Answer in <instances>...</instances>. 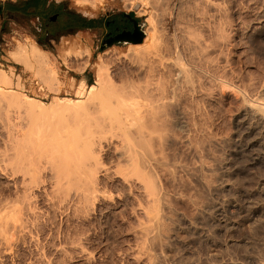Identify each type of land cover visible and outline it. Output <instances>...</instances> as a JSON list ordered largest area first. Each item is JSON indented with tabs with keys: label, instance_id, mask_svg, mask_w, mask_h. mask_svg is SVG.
<instances>
[{
	"label": "rangeland",
	"instance_id": "1",
	"mask_svg": "<svg viewBox=\"0 0 264 264\" xmlns=\"http://www.w3.org/2000/svg\"><path fill=\"white\" fill-rule=\"evenodd\" d=\"M12 1H16V0H12ZM58 1L64 2L71 10L76 11L78 13H81V14L89 17V18H93V19L102 18L104 23H105L106 19H111L113 17H116V16L120 15V13H122V12H128V13L129 12H135L137 16L142 17L145 20V24H146V35L144 36L141 44L145 42V38L148 36V30L147 29L150 26V23H148V22L151 18L150 16L153 15L155 20L153 17H152L153 19L152 18L151 19L156 21L157 23L160 21L161 24L159 23L158 26L160 28L163 27L162 28L163 30L161 29V32L164 31L163 32L164 35H163V33L160 32V35L162 34L161 37L162 36L165 37L167 35L165 37L166 41L168 40L166 42V44L168 43V45L171 44L173 46V44H175V40L177 43H179V45L182 44V45H180V47H182L183 49L180 48L178 51L173 49L170 52H169V50L166 51V54L169 52L168 56L166 55V57H168L171 61H174V60L176 61V56H178L180 54V56L181 57L183 56V58L185 59V60L182 59V62L184 64L187 65V63H189L190 65L189 64L188 65L190 67H193L196 65L198 67V65H199V67H198L199 71H201L204 74L207 71L206 69H208V70L211 69L209 71V73H208V71L206 72L205 78H203V79H206V81L208 83L210 82L209 87H211V82L213 83V81L215 80V75H220V77L222 76V78L227 76L224 78V80L228 81L227 83L229 86H231V85L232 86L230 88L227 85L230 90L226 86H225L226 89L224 87V89L220 90L221 88H219L217 85L214 84L216 86L215 87L212 84V87H214L213 89L217 91V92L214 91V94H213L212 87L209 89L208 83H207V87H208L207 89L209 90V94L206 91L207 95L204 94L202 99L199 101L198 108L201 109V107L202 108L205 106L208 107L209 110H206V107L201 109L202 111H204L208 114L207 115L208 117H206L207 119L205 118L206 121H205V119L199 121L200 124L199 123L194 124V123H191L189 121V123H188L189 126L187 127L188 124H186L185 118H182L181 115L178 114L179 113V107L176 106L177 107L176 110H175V106L172 107L171 114H173V115H170V117H168V118L171 119L170 121L173 123H170L167 126H168V128L171 126H172L171 128H174V126H175V129L180 130L182 133L179 131H177V132H178V134L180 133L179 135L181 138L176 133L175 129L170 128V131H168L169 129L167 130L166 129L167 126H165V130H166L165 132H167V134L163 130L164 127H162L163 133L161 132V129H160V135L163 137V139H165V136H163V135H166V138H167L168 133H173V137L170 136L171 134L168 135V137L170 139H172L171 140V141H173L172 143L169 139L164 140V144H165V142L167 144H172V147H170V145H168L171 150L165 144V146H166L165 151L167 153L171 152L169 154L172 155V153L174 152L172 157L174 156L176 158H182L183 160H184V157H186L185 158L186 160H184V161L187 162L188 164L190 163L191 164L190 166H194L197 163H191V162H193V159H195V160L197 158L200 159L201 155H202V158H205L207 155V157H209V158L208 159L205 158L206 160L204 159V161H205V163L207 162L206 164L211 163V165H212V166H210V165L204 164L202 169L199 166H197L199 168L194 173H193L194 170L191 171L189 169V172L191 171L190 174H188L189 173V172H187L188 170L183 171L184 169L182 170L181 168H178L176 170L177 175H174V177H173V179H176V180L172 179V181H171V174H169L170 181L168 180V182L169 183L171 182L172 184L171 183L169 184L168 182H166V188H168L170 186L169 187L170 190L167 189L169 192L168 197H169L170 192H171L170 199L167 198L170 201V204H169V201L166 202L167 199H165L163 201V202H165V204L161 201V203H158L159 206H158V204L157 205L154 204L155 206H153L152 202L150 203V201H148L146 199V196L143 194L144 189L139 191V189H142L139 186V184H137V183L135 184L132 181H128V182H126V184H125V182H124V184L122 183V181H124L125 179H124V177L123 178L121 177V173L115 174V171H111L112 169H116L114 167L119 164V162L117 163V161H114V159L117 160L114 157V154H110L112 152H115V154H116V150L113 151V149H115V147H113V148L110 147L109 149L105 150V154H107V155H105L103 152V154H104L103 159H104L105 164L108 167L106 165L105 166L103 165V166L105 168L107 167V171L108 170L109 171L106 172V170H105V173H104V171L101 172V178L102 179H100V181L98 182V185L102 191L97 188L98 186L96 184V188H97L96 191H100V192L98 193L95 191L99 195L95 194V196H98V198L95 196H92L93 197L92 201H90L91 198L88 201H85L84 198H82L83 196L81 194V190L80 189L78 190L77 185H76L77 189H74L75 188L74 184H69V186L71 185V187L74 186L73 189L67 188V190L69 189L71 191V192L68 191L69 195L67 194V190L65 189V187H67V185L64 186V190L62 189V190L58 191V189H60L63 185L62 186L57 185L58 189L54 187L53 183H58V181L56 179L57 177L55 175V177H56L55 178L53 176V174H50V171H51V173H54V171L50 169L51 167L49 168V166H48L46 168V164H43L44 168L42 169L43 165H41V168H40V169H42L41 170L42 173H41V171L39 172V176L42 175V177H41V179H40V177H38L39 179L37 178L38 179L37 181L40 180L41 182L40 181L36 182L38 186H36V183L35 184L33 183V185H35V188L33 187L32 192H31V196H32L31 199H32V203H33V205H31V207H32V210L34 212L29 211L30 213H28V215H26V217L28 216L27 218H29V219H27L28 226H27V228L24 229L25 232L20 231V233L17 232L16 234L13 235L12 234L13 231L8 229L7 226L5 225L6 219L3 220L0 218L1 220H3L5 222L4 223V222L0 221L1 222L0 224H4L3 226L0 225V228L2 226V228L4 230L8 229L7 230L8 232H5L6 230L3 232L2 228H1V230H2L1 233L3 232L5 234L4 235L5 237L6 236L9 237L7 239V237L5 238L0 233V264H246V263L254 264L255 262L253 263V260H251V259L253 256L257 255V251H252L253 249L250 245V241H251L250 238H251L252 232H251V228L248 227V226H250V225H248L250 223V221L248 222L247 220H250V217L253 215V212L251 213V208L249 209V207H250L249 202H250L251 198L254 196H255L254 199L261 198V197L264 198L263 197L264 191L260 192V190L256 186V183L259 180V178L261 179L263 177L262 180H264V174H263V176H261L262 175L261 174L260 175L261 177L260 176L257 177V175L254 174V172H255L254 170H256L255 168H257V166L258 167L261 165L263 166L262 162H260L259 164H255V162L257 160L258 161H264V158L262 157V155L264 156V154H262V153H264V148L262 149L263 150L262 151V150H260V147H258V146L254 147V144H257L256 143L257 140L258 141L261 140L260 143L264 140L262 139V136H261L262 134H258L259 132L256 133L255 128H254L255 127L254 123L256 121L255 112L253 113L252 112L253 110H250L251 108L246 106L247 105L246 103L244 105L243 95L240 93L243 92V94H244V91H243L244 89H242L244 87V86H242V85H244V83L246 85V83L248 82L247 83V85H248V84H250V82H252L258 86V88H256L257 86H255V90L253 89V87L247 86L249 88V89L247 88L248 92H247V90H245V91H246V93H249V91H250L251 93H249V94H253L255 91L260 89L261 84H264V77H262V76H264V0H215V1L209 0L208 2H206L207 0H203L206 3L205 2L203 3L200 1V3H202V4L199 3L200 6L198 5V7L192 2V0H164V2H163V0H147V1L142 0L143 2L141 0H99L100 3L98 2V0L97 1L94 0L93 2L95 4H97L96 8H93L91 4H86L84 6H81V5L77 4L75 2V0H58ZM90 2H92V0ZM215 2H217L216 3L217 5L219 4L218 6L215 5L216 7H214V4H213ZM210 3H211V6H210ZM166 4H167V7L169 4V8L165 7ZM192 4H194V5H192ZM208 4L210 7L208 6ZM202 5H203V7H202ZM204 6L206 7L205 9H207V7H209V9L206 11L209 13V15H208L209 17L212 16L210 18L208 17V20L206 18L207 16L206 17L203 16L205 14L206 15L208 14L205 11ZM194 7H196L195 9H197V10L199 7H202V8H199V10L202 9L201 10L202 12H199V10L195 11ZM211 7H213L215 10ZM219 7H221V8H219ZM222 8L226 12H223ZM153 9L154 10L156 9V10L154 11ZM167 9H169V10H167ZM164 10H165V12H164ZM192 10H194V11H192ZM209 10L213 14L217 10H218V12H216L217 14L215 13V15H213ZM160 11H162L163 14ZM177 11L179 13H176ZM219 11L222 12V17H220L221 13ZM165 13H167L168 15ZM183 13H185V14H183ZM203 13H205V14H203ZM173 14H177L178 17H180V18H177V15L176 16L174 15V17H175L174 18ZM194 14H196V15H194ZM184 15H185V17H184ZM193 15L198 16V17H192ZM200 15L202 16L201 18H200ZM162 16H165V18ZM213 16H214V18H213ZM148 18H149V20H147ZM181 18H182V20H181ZM184 18H187V20ZM196 18H197V20H196ZM198 18L202 19V20L200 21ZM205 18H206V20H205ZM217 18L220 19V21L222 20V22H220ZM174 19L176 20V22L174 21ZM214 20L215 21L217 20L216 21L217 23ZM197 21L199 23H202V24H200V26L202 25L201 27H203L204 31H207L206 30L207 27L211 30L210 31L207 28L208 31H210V32L207 31L208 35L206 34V32H203V30H200L202 28H200V26H198L199 23ZM206 21H208V22H206ZM213 21H214V23H213ZM41 22H42L41 19H36V18L32 19L29 22H25V23H20L18 21L7 22L3 26V29L0 31V72L2 71L4 73H6L8 76L10 75L9 77L12 80L11 84H7V82L6 83L3 82L4 83L3 84L1 81L2 84L0 83V88L3 89L4 93H5V91H7L6 92L7 94H9L8 91L10 90L9 95L14 94L12 92H15L16 94L22 93V94H18L20 99L17 96V98H18L17 101H19V102H16V100H15V99H17V98H15L16 94H14L13 97H11V96L9 97V95H8V97H5V95H7L5 93V95H4L5 98H4V97H2L4 93H1L2 96L0 97V99L3 98L2 102H4V100H5V103H7L6 107L3 106L5 108V110L3 112H2V110L4 108H2L0 110L2 113V114H0V200L2 198H4V200H1V202L3 201L2 202L3 207L7 206V205L11 206L14 203L13 201H15V198L18 196L17 194H19V188L17 185H20L19 182L21 180V176H20L21 173H18V171L17 172L15 171V169H14L15 166L13 165L15 163H12V162H14L13 159H14V155L16 153L15 152L16 150L14 149L15 148L14 145L17 143L12 138L13 137L15 138V136L20 131L25 132V130L28 129L26 126H30V125H28V123L31 124V122L35 118L34 117L35 115H33V117L31 116L34 113L33 108H32V110H30L29 105L27 104L28 105V107H27V105L24 103V106L26 105L25 108L27 107V110L29 109V111L31 113L33 112L31 114L30 112L26 111L24 106H20V103L23 104L22 100H21V95L25 94L24 96H28V97L33 98V100L31 99V101L34 103V100H36L35 104H37L40 101L39 103L43 104L46 107L51 106L53 103H55V101L57 99L61 100V102H63L62 100H64V102L68 101L69 103H75V101L76 102L83 101V99L90 93L89 91L92 90V87L94 86V84L96 82L95 71H94V68L92 67V62L96 61L98 58V55L102 52H105L106 50L116 48V49L120 50L121 53L122 52L126 53V51L128 50V48L130 46L129 45L128 47H123V48L113 46V47L106 48L104 51H101L102 48L100 47V45H101V40H102V37L104 35L105 29L100 27V29H96V30H91V31L82 30V31H78L76 33L64 35L63 37H60L59 41L56 40L52 46H48L50 48V49H48L46 46H43L38 42L39 30L41 29ZM190 22H192V23L197 22V24H195L196 25L195 26L193 23V25H194L193 26V25H191L192 23H190ZM218 22L221 23L220 27H223V28H221V30H219V31H221L220 34L221 33L223 34V35H221L222 38H224V36H225V39H223V40H221L222 38H219L220 34L218 37H217V35H215V36L213 35V34H217V33H215V32H217V30H216L217 28L220 29V27H219L220 23L218 24ZM187 23H188V27H187ZM206 23L208 24V26ZM211 23L214 25H210ZM215 23L217 25H215ZM174 24L175 25L177 24V26H175ZM182 24L185 25L186 28ZM162 25H164V26H162ZM190 26H193V28L195 27L196 34H195V32L193 33L194 30ZM211 26H214V27L210 28ZM166 27H167V29H166ZM189 27H190V29H189ZM215 27H216V29H214ZM160 28H159V31H160ZM182 28H183V30H181ZM168 29H169V31H168ZM177 29H178V31H177L178 33H175ZM184 29L187 31L185 32ZM188 29L190 30V32H188L189 31ZM165 30H166V32H165ZM198 30L200 32L202 31L203 33L201 32V34H203V35H201ZM212 30H214L215 32ZM222 30H225V31H222ZM167 31H168V33H167ZM180 31H181V33H180ZM197 31H198V33H197ZM223 32H225L227 34H224ZM182 33H184L186 36H189V37H186L185 35H184L185 36L184 37ZM209 33H211V34H209ZM169 35L171 38L173 36V38H172L173 40L170 37H168ZM179 35H180V37H179ZM196 35L197 36L199 35L198 36L199 38ZM204 35H207V36L205 37ZM190 36H192V37H190ZM202 36H204V37H202ZM211 36L213 38H211ZM164 37H162L164 39L163 40L164 43L161 42V39H160V45L158 44L159 46H161L162 43H163L162 45L165 44V38ZM181 37L186 38V39H183ZM180 38H181V40H180ZM195 38L200 39L201 41L203 40V42H205L206 48L208 47L207 42L209 43V41L211 40L210 42H212L213 45H215V47H217L216 44L218 45L219 49L221 50V51L219 50V52L221 54L218 52V48H214L216 51H213L214 49L213 50L211 49L212 51H210V52H213V53L216 52L217 55L214 54V56H213V53L211 55L208 54V56H210V57L213 56V57L211 58V61H209L210 63L209 62L205 63L204 60H206L205 59L206 57H199L201 55L203 56V52L201 50V52H198L199 54L193 53V54H196L195 59L198 58L199 60L197 59V61H201V62H199L201 64L192 63L190 61V59H191L190 53L192 54V51H191L192 49H190V48H192L191 40H193V39L195 40ZM207 38L208 39L210 38V39L208 40ZM218 38L220 40H218ZM169 39H171L173 41V43H169L170 42ZM187 39H191V40L188 41ZM213 39H215V41H212ZM65 40L70 42V43H68V42L66 43ZM194 40L192 41L193 43H194ZM216 40L222 41V43L216 42ZM182 41L185 43L183 44ZM187 41H188V44H186ZM18 43L19 44L24 43L25 45H30L31 43H34V44L38 45L44 52H46L52 58V60L55 62V64L58 67V70H59V78L61 80L60 81L61 85L59 87H58V84H55V82L53 80H50L51 78L48 79L45 71L42 70V68L40 71H44V73H41V72L38 73L37 71H39V70L36 69L37 71H35V69H34V71L36 73H38V74H36V73L34 74L33 70H28L26 67H24V65L22 63L17 62L16 58L14 59V57H13L14 55L11 53V51L12 52L15 51ZM212 43H210V45L208 44L210 46V48L214 47L213 45H212L213 47H211ZM183 45H185V47ZM186 46H187V48H186ZM188 47H190V48H188ZM210 48L208 47L206 53L209 52ZM87 49L90 50V56L88 54L84 53V51L86 52ZM185 49L187 50V52ZM188 49H190V51H188ZM79 50H82V52L84 54L81 51L79 52ZM180 50H181L182 54L179 53ZM182 50H184V51H182ZM177 52H178V55H176ZM78 53H79V55H78ZM187 53L189 54V58H186V56L188 57ZM200 53H202V54H200ZM193 54L191 55V57L193 56ZM218 54L221 56H219ZM133 55L134 54H131V56H133ZM116 56L111 54L109 58H116ZM217 56H219L220 58ZM134 57L136 58L137 56H134ZM134 57H130V58L122 57L121 59H118L117 62L116 61L114 62V60H113V62H112L113 64L112 63L109 64V66L111 65L110 66V73L112 74L111 76L115 80L116 85H118V86L120 84L126 85L125 82L128 81L126 77L130 76V74L133 72H134V74L139 72V67H140V63L138 61L139 58L136 60ZM210 57H208L206 61H208L210 59ZM214 57L217 58L218 61L216 59H213ZM201 59H203V60H201ZM188 60L190 62H188ZM83 61H84V64L86 63L85 66L83 64ZM216 61H217V64L215 66L212 65V63L215 64ZM220 61H222V62H220ZM202 62L205 63L203 65L207 66V68L205 66L204 67L201 66ZM137 63H139V64L137 65ZM133 64H135V65H133ZM192 64H194V65H192ZM219 65L221 66V68L223 70L221 68H217V67H219ZM209 66H213V67L210 68ZM197 67L196 68L193 67V70H196L195 72L197 74L198 73L200 74L201 72H198ZM214 67H215V70H213ZM218 69H221V71H219ZM86 70L89 71V85H87L86 82L78 83L76 80V76L74 75L75 73H84ZM40 73L43 74L44 76H42ZM127 74H128V76H127ZM204 74H203V76H204ZM212 74H214V75L210 76ZM223 74H225V76ZM45 76H46V78H45ZM206 77H209V78H206ZM250 77L253 78L255 81L253 82L252 81L253 79L251 80ZM228 78H229V80H228ZM45 79H47L49 82ZM181 79L183 80V77ZM181 79H180V81H182ZM208 79L209 80L211 79V80L209 81ZM260 79H262V80L260 81ZM135 80H137L139 82V83L137 82V84L139 85L141 80L140 79H139L140 81L138 79H135ZM231 80L232 81L234 80L233 81L234 83L231 82ZM257 80H259L260 82ZM242 81H243V83H242ZM245 81H247V82H245ZM62 82H64V84ZM215 82H216V80L214 81V83ZM235 82L237 84H240V85L236 84L237 87L234 86ZM135 83H136V81H135ZM53 84L55 85V87H53L54 86ZM141 84H143V80H142ZM240 86H242V88ZM232 87H234V90L236 88L237 89L234 91L232 89ZM238 87H240L242 90ZM251 88H252V90H251ZM218 89L220 90V92ZM211 90H212V92L210 93ZM224 90H225V92H224ZM221 92H222V94H221ZM238 93H239V95H238ZM219 94H221V96ZM217 96L223 97V98H219ZM12 98H13V100H15V102H14L15 104L12 102L14 105H12V103L10 105V101L12 100ZM217 98H219V100L223 99V100H221L222 102H220L219 100H216ZM6 99H9V101ZM172 99L169 101L170 102L174 101V102H172V104L173 103L177 104V102H175L177 100V98H174L175 100H172ZM205 99L207 101L206 105L204 104L206 102ZM214 102H216V103H214ZM5 103H4V105H5ZM17 103H19V105ZM87 103L89 104V101ZM91 103H92V101L90 100V104ZM219 103H220V105H219ZM8 104L10 105L9 107H8ZM208 104L210 106H213L214 104H216V105H214L211 109ZM197 105L196 104H194L193 106L189 105L188 108L191 106L190 109L196 110L195 108H197ZM11 106L12 107L18 106V107L15 109V108H12ZM91 106H90V108H91ZM217 106H218V109L215 108ZM219 106H221V107H219ZM9 108H10V111H12V112H9ZM219 108H221V109H219ZM6 109H7V111H6ZM17 109L18 110L20 109L19 112H17L18 111ZM177 109H178V111H177ZM34 110H35V114H36V107ZM216 111H217V114H216ZM173 112H175V116H174ZM209 112H212V113L214 112V113L212 114ZM241 112L244 114H242ZM245 112H247V113H245ZM17 113H18V115H16ZM24 113H25V115H24ZM72 113L75 114L76 112H74V111L70 112L71 115H72ZM7 114H9L10 116ZM20 114H22V115H20ZM28 114H31V115L29 116ZM220 114H221V116H220ZM251 114L252 115L254 114L253 115L254 117L251 116ZM27 115H28L29 119L32 118L31 122H29ZM218 115L220 117H218ZM239 115H241V118ZM209 116L210 117L213 116V117L210 119ZM215 116H217V118ZM237 116H239V117L237 118ZM178 117L180 120H185V121H180L178 119ZM17 118H18V120H16ZM19 118H20V120H19ZM25 118H27V119H25ZM9 120H11V121L9 122ZM178 120H179V124L176 125L174 122L178 121ZM210 120H213V123ZM215 120L217 122H215ZM202 121H204V122H202ZM183 122H185L184 123L185 125L182 124ZM201 122L204 123V126H206L207 128H205L204 126L202 127ZM205 124H207V125H205ZM13 125L16 127H14ZM210 125L213 127L210 128ZM20 126L21 127L25 126L24 129L25 128H27V129L23 130V127H22V130H16L18 128L21 129ZM183 126L186 129H184ZM30 127H32V126H30ZM193 127L195 130L197 129L196 132H198V133L196 136H194L196 133L194 132L195 130L193 129ZM180 128H182V129H180ZM183 129L185 131H183ZM202 129L204 130V133H203ZM29 130H31V129H29ZM186 130L187 131L192 130L191 131V132H193L192 135L190 134L191 133L190 131L187 132ZM208 130H209V132H207ZM210 130H211V132H210ZM215 130H216V133H214L215 137H213V134H212V136L210 134L215 132ZM12 131H13L14 135L11 134ZM17 131H19V132H17ZM174 131L176 134L174 133ZM205 133L207 135H205ZM186 134L190 135V136H187ZM217 134H218V136H217ZM11 135H13V136H11ZM24 135L25 134L20 135V136L23 138ZM176 135H178V137ZM9 136H10V138L8 139ZM183 136H184V138H183ZM191 136H193V137H191ZM201 136H202V138L207 137L206 138L207 142H205L206 139H204V141H203V139L200 138ZM210 136H211V139L208 138ZM189 137H190V140H191V138H193V139L199 138L198 142H200V143H202V141H203V143H205L204 148H205V146H207L205 148V150L202 149V146H201V145H203V143L200 145L197 142V140L195 141L192 139L190 141ZM217 137L219 138L218 142H216L218 140ZM177 139H179L180 142ZM182 139H185L186 141L185 140L182 141ZM187 140L190 141L192 143V145ZM208 140L212 141V142L210 143ZM168 141H169V143H168ZM192 141H194V142H192ZM183 142H184V144H186V142H188L187 143L188 146H185L183 144ZM193 143H194V146L196 147L197 152L194 151L195 147L193 146ZM206 143H209V145ZM217 143H218V145H217ZM212 144H215V145L213 146ZM189 146H191L192 148L190 147L191 148L190 149ZM209 146H211V147L209 148ZM12 147L15 151L12 149ZM213 147H215V148L217 147V148L215 149ZM174 148H176L177 150L176 149L174 150ZM186 149H189V151L184 152V150H186ZM206 149H208L209 152H207ZM210 149L215 151L216 154L211 153L212 154L211 155L210 152H213V151L212 150L210 151ZM179 152H181V153L184 152L188 156H186L184 153H182V155H184V157H183V156H181V154H179ZM202 152H204V153L202 154ZM206 152H207V154H206ZM5 153H6V155H5ZM196 153L200 156L198 157V155H196ZM11 154H12V156H11ZM175 154H177V156H175ZM213 154L216 155V157ZM204 155H205V157H203ZM218 155L221 156L222 159ZM112 156L114 157V159ZM194 156L196 158H194ZM212 156L214 158H216V159L218 158V159L217 160L215 159L214 160L215 162H214L212 160V159H214ZM187 157H189L188 159L191 162L187 161ZM237 157H239V158H237ZM235 158H236V160H235ZM241 158H242V160H241ZM199 159H197V161H199ZM246 159H248V160H246ZM195 160H194V162H197ZM243 160H244V163L242 164ZM107 161H108V163H107ZM245 161H247L249 164L246 163ZM109 162H111V163H109ZM112 162L114 164H112ZM246 164H247V166H246ZM11 165H12V167H10ZM123 165H125V164L124 163L121 164V166H123ZM121 166H119L120 169H121ZM248 166H249V168H248ZM250 166H252V167H250ZM110 167H111V169H110ZM116 167H118V166H116ZM203 168L205 169V171H207L208 169L209 170L204 173ZM120 169L118 170V168H117L116 172H117V170L121 171ZM214 169H216V170H214ZM44 170H46V171H44ZM263 170H264V166H263ZM44 172H45V175H43ZM201 172H203V173H201ZM208 172L210 175L207 174ZM249 172L252 175L253 174L255 175V180H253L254 178L252 177V175L249 174ZM262 172L264 173V171H262ZM102 173H104L105 175ZM107 173H109V174H107ZM113 173L115 174V176ZM178 173H179V175H178ZM186 173H187V175H185ZM197 173H199L200 175ZM54 174H56V172ZM110 174H112L114 177ZM181 174H184V175H181ZM201 174L202 175L204 174L205 176L204 175L201 176ZM244 174L249 176V177H247V176H245L246 178L243 177ZM47 175H49V176H47ZM188 175H191V176L193 175V176L191 177ZM43 176H44V178H43ZM111 176H112V178H111ZM117 176L118 177L120 176L122 179L120 177L118 178ZM176 176H181V178L177 177L178 179L180 178L178 180L176 178ZM183 176L185 178H183ZM206 176H208V177L206 178ZM240 176L242 177V179L244 181L241 179ZM104 177H109V180H108V178L106 180V178H104ZM115 177H117L118 179H116ZM186 177H188V178H186ZM197 177H199V178L197 179ZM203 177L206 178V180ZM210 177H212V178H210ZM7 178L9 181L12 179L11 181H13V183L11 181L10 182L7 181ZM191 178H193L194 180H191ZM236 178L238 180L240 179L241 181L240 180L237 181ZM256 178H258V179H256ZM54 179H55V181H54ZM181 179H182V181H181ZM185 179L186 180L190 179V181L188 180L185 182ZM208 179L209 180L211 179V181H208ZM42 180H44V181H42ZM197 180H199V181H197ZM213 180H214V182H213ZM16 181L17 182L19 181L18 184ZM50 181L53 183H50ZM173 181H176V182H173ZM183 181L185 182V184ZM194 181L197 184H195ZM206 181L208 183H206ZM236 181L238 183L239 182L240 183L236 184L237 183ZM102 182H103V184H101ZM131 182L134 184L133 185L134 188H132L133 186H132ZM187 182H191L190 185ZM249 182H250V184L252 183L253 185L247 184ZM14 183L16 184V186ZM174 183H176L177 186H175ZM179 183L182 185H179ZM129 184L131 185V191H134L136 188V190L134 192H129L130 190L127 189L130 186ZM240 184L241 185L243 184V185L241 186ZM122 185H126L127 188L125 186H122ZM171 185H173L175 187L179 186L180 188L179 187L178 188L180 191L178 190V188L174 187L175 191L172 192L174 189H172L173 187ZM186 185L188 188L186 187ZM192 185H194L195 188L192 187ZM208 185H210V186H208ZM249 185L251 187L253 186L254 189H253V187L251 188ZM135 186H137V187H135ZM181 186L183 187V189L181 188ZM16 187H17V190H16ZM51 188H53L55 190L56 194L54 193V190ZM83 188L84 187H82V189ZM126 189L128 190V192H125V194H124V191H126ZM129 189H130V187H129ZM184 189H186L187 191H185ZM249 189L251 191H249ZM74 190H75V192H74ZM76 190H78V191H76ZM120 190H124V191H120ZM181 190H182V192H181ZM33 191H34V193H33ZM60 191L61 192L66 191V195H65V193L64 194L60 193ZM79 191H80V195H79ZM104 191H107V195H109V196H107ZM108 191L111 193H109ZM119 191H120V193H119ZM137 191H139V193ZM50 192H52V194ZM102 192H103V194H101ZM140 192H142V193L140 194ZM190 192H192V194ZM251 192H253V193H251ZM75 193H76V195H75ZM127 193H128V195H127ZM131 193H134L135 195L131 194ZM172 193H174L175 195L177 193V195L175 196ZM57 194H60V196L58 197ZM112 194L114 195V197ZM142 194L144 195L143 198H141ZM180 194H181V196H180ZM55 195H57V198H55L56 197ZM61 195H62V197H61ZM64 195H65V197H63ZM77 195H79L78 198L80 200H78ZM104 195H106V196H104ZM131 195L134 198L136 197L135 199L139 200L140 202L135 201V199ZM138 195H140V199H139V197L137 198ZM66 196L67 197L69 196V198H67ZM191 196L192 197L194 196L193 200H192ZM247 196H250V197H247ZM70 197H72V198L70 199ZM190 197H191V199H190ZM197 197H199V198H197ZM62 198H63V200H62ZM94 198H95V200H94ZM96 198H97V200H96ZM131 198H133V199H131ZM144 198L146 199V201ZM177 198H179V199H177ZM240 198H241V200H240ZM59 200L62 202L61 204H60ZM81 200H84L82 202H84L85 205L82 204ZM141 200L143 203H141ZM9 201L12 202L11 205H10ZM89 201L91 202L90 205H89ZM96 201H97V205H96ZM98 201H100V202H98ZM134 201H135V203H134L135 205L131 204ZM239 201H241V202L239 203ZM93 202L95 204H93ZM197 202H198V205H197ZM262 202H259L258 204L256 203V205H255V209H256L255 210L256 211L255 216L259 217V218L263 217V219L262 218L259 219V220H261V222H259V223H261V226L264 225V223H263L264 222V211H263L264 205L262 206V204H263ZM79 203H80V205L82 204V206H79L78 205ZM137 203L138 204L140 203L142 205L138 206ZM241 203H242V205H241ZM260 203H261V205H260ZM143 204L147 205V207H146V205H145V207L148 208L149 211L147 210V212H146L145 208L143 210V207H142V206H144ZM166 204H168V205H166ZM171 204H172V206H171ZM1 205L2 204L0 203V208H2ZM91 205H94L96 209H94V206H91ZM131 205H133V206L131 207ZM169 205H170V208L166 207ZM238 205H240V206H238ZM83 206H84L85 210L83 209ZM137 206L139 207V209L136 208ZM156 206H158V209L161 208V210H162V207L163 208L165 207V209L169 213L166 212L165 209H163L164 210L163 212L160 210V212L162 214H160L159 210H158V213H159L158 214L156 212L157 209L154 210V208ZM176 206H177V208H176ZM242 206H245V207L242 208ZM256 206H258L259 208ZM81 207H82V209H81ZM133 207L135 208V210ZM171 207H173V208H171ZM247 207H248V209H247ZM87 209L89 210L90 214L87 212L88 211ZM151 209H152V211L154 210V212L151 213L150 212ZM241 209H242V212L240 211ZM244 209H247V210H244ZM257 209H259L260 211ZM133 210H134V212H133ZM140 210L145 211V212L143 213ZM0 211H3V208L0 209ZM79 211H81V212H79ZM138 211H140L141 213ZM148 212L151 213V215H153V217L154 216L155 217L154 218L151 217V215ZM164 212H165V214H164ZM134 213H136L137 215H135ZM156 213L158 214V216H160V215L166 216V217H164V216L162 217V219L164 218L163 219L164 221H166V218H167V221H166L167 223H165L161 219V222H164L162 224L160 223L161 228H159L160 225L157 224V220H156L157 217L155 215ZM167 213H168V216H167ZM246 213L249 215L247 216ZM141 214H144L145 216L143 217V215H141ZM239 214H240V217H239ZM243 214H244V217H243ZM138 217L139 218L141 217L142 220H141V218L139 220ZM148 217H150V219H148V221H147ZM144 218H146V220ZM152 219L154 220L153 223H152ZM238 219L240 221H238ZM149 220L151 223L149 222ZM155 220H156V224H155ZM243 220H244V222H243ZM147 222H149L152 225L151 226L152 230H153V228L155 230L157 228L156 226H159L158 228L160 229L159 231L162 232V233H160L162 235L161 236L159 235L158 229H156L155 232L150 230L151 229L149 226L150 224ZM240 222H242L243 224ZM145 224L148 225V228H149L148 232H146L147 227ZM142 225H143V228H141ZM153 225H154V227H153ZM163 225H165V226L162 228ZM242 225H244V226L247 225V226L244 227ZM5 226H6V228H5ZM137 226L139 228H141L142 230L141 229H140L141 231H139V229L136 230L138 228ZM144 226H145V228H144ZM167 226H168V228H167ZM239 228L242 229L243 231H241ZM143 229H144V231H143ZM162 229H163V231H161ZM166 229L167 230L169 229L168 230L169 233L166 231ZM10 232H12L11 234L13 236L10 234ZM139 232H143V234L139 233ZM149 232L150 233L152 232L151 235L153 237H151ZM6 233H7V235H6ZM155 233H156V235H155ZM157 233H158V237L159 236L161 237V238L159 237V240L157 239L158 238ZM167 233H168V235H167ZM8 234H9V236H8ZM140 234L143 236H144V234H146L144 236L145 238L142 237V240L139 239V238H141ZM163 234L164 235L166 234L165 239H163L164 237L162 238V236H164ZM169 234H170V236H169ZM247 234H250V235H247ZM137 235H139V236H137ZM261 235H262V233L259 236H261ZM155 236H156V238H155ZM148 237H150V241H149ZM4 238H5V241H4ZM153 238H155V240ZM146 239H148V240H146ZM156 240H158V241H156ZM248 240H250V241H248ZM160 241H161L160 244H162V245L159 244L160 245L159 246L157 242H160ZM239 241H240V243H239ZM155 242H156V244L153 245V243H155ZM247 242H249V243H247ZM138 243H139V245H138ZM142 243H144V245ZM248 244L250 247H248ZM140 245L142 247L145 246L146 248H144V249L147 252ZM147 246H148V248H147ZM139 248L140 249L142 248V249L140 250ZM250 248H251V250H250ZM149 249H151V250H149ZM138 250L140 251V253L138 252ZM249 250L251 251L250 254H249ZM263 251L264 250H262L261 252H263ZM252 252L256 253V254L252 255L253 254ZM151 254H153V256ZM139 255H140V257H139ZM152 260H153V262H152ZM248 260H249V262H248Z\"/></svg>",
	"mask_w": 264,
	"mask_h": 264
},
{
	"label": "bare ground",
	"instance_id": "2",
	"mask_svg": "<svg viewBox=\"0 0 264 264\" xmlns=\"http://www.w3.org/2000/svg\"><path fill=\"white\" fill-rule=\"evenodd\" d=\"M91 1V0H90ZM89 0H75V2L77 3V4H79V5H81V6H84V5H86V4H91L92 5V7L93 8H96L97 7V4H95L93 1L94 0H92V2H90ZM97 1V0H96ZM142 1V0H141ZM147 1V0H146ZM200 1L201 2H205V1H203V0H192V2L198 7V5H199V3H200ZM209 0H207L206 2H208ZM215 1V0H214ZM98 2L100 3V1L98 0ZM103 2V1H102ZM143 2V1H142ZM163 2H164V0H163ZM205 2V3H206ZM213 2V1H212ZM211 2V3H212ZM223 2V1H222ZM132 3V2H131ZM149 3V2H148ZM188 3V2H187ZM211 3H210V6H211ZM217 2H215V3H213L214 4V7H216L215 5H217L216 4ZM147 4V3H146ZM194 4H192V5H194ZM200 4H202V3H200ZM223 4V3H222ZM165 5V4H164ZM188 5V4H187ZM219 5V4H218ZM217 5V6H218ZM200 6V5H199ZM208 6H209V4H208ZM209 6V7H210ZM222 6V5H221ZM226 6V5H225ZM91 7V6H90ZM155 7V6H154ZM158 7V6H157ZM166 8H169V4H168V7H167V4H166V6H165ZM202 7H203V5H202ZM202 7H199V8H202ZM209 7H207V9H205L206 7L204 6V9H205V11L206 10H208L209 9ZM165 8V9H166ZM173 8V7H172ZM178 8V7H177ZM189 8V7H188ZM187 8V9H188ZM196 7H194V9H195ZM199 8H198V10H199ZM211 8H213V7H211ZM219 8H221V7H219ZM224 8V7H223ZM222 8V9H223ZM161 9V8H160ZM203 9V10H204ZM214 9V8H213ZM217 9V8H216ZM221 9V10H222ZM229 9V8H228ZM154 10V9H153ZM156 10V9H155ZM154 10V11H155ZM167 10H169V9H167ZM172 10V9H171ZM178 10V9H177ZM180 10V9H179ZM197 9H195V11H196ZM197 10V11H198ZM202 10V9H201ZM201 10H199V12H202ZM215 10V9H214ZM181 11V10H180ZM192 11H194V10H192ZM210 11V10H209ZM161 13H162V11H160ZM164 12H165V10H164ZM172 12V11H171ZM198 12V13H199ZM207 12V11H206ZM205 12V13H206ZM211 12V11H210ZM216 12H218V10L216 11ZM216 12H214V14L213 15H215V13ZM220 12V11H219ZM223 12H226V11H224V9H223ZM176 13H179L178 11L176 12ZM196 13V12H195ZM197 13V14H198ZM205 13H203V14H205ZM208 13V12H207ZM221 13V15H220V17H222V12H220ZM219 13V14H220ZM163 14V13H162ZM165 14H167V13H165ZM164 14V15H165ZM183 14H185V13H183ZM202 14V13H201ZM217 14V13H216ZM224 14V13H223ZM152 15V14H151ZM168 15V14H167ZM174 15L176 16L177 14H173V17H174ZM194 15H196V14H194ZM192 16V17H198V16ZM209 15V13L206 15H203V16H207L206 18H207V20H208V16ZM211 15V14H210ZM225 15V14H224ZM157 16V15H156ZM226 16V15H225ZM151 18L153 17L154 18V16L152 15V16H150ZM149 17V18H150ZM162 17H164L165 18V16H162ZM184 17H185V15H184ZM189 17V16H188ZM202 16L200 15V18H201ZM210 17H212V16H210ZM209 17V18H210ZM229 17V16H228ZM149 18L147 19V20H149ZM150 18V20H149V22L148 23H150V26H149V28L147 29L148 30V36L145 38V42L144 43H140V44H130V46H129V48H128V50L126 51V53H121L120 52V50H118V49H116V48H113V49H109V50H106L105 52H102V53H100L99 55H98V58H97V60L96 61H94V62H92V67L94 68V71H95V77H96V82H95V84H94V86L92 87V90L91 91H89L90 93L83 99V101H80L79 99V101L80 102H76L75 101V103H69L68 101H66V102H64V100H62L63 102H61V100H56L55 101V103H53L51 106H44L43 104H41V103H37V104H35V101L36 100H34V103L31 101V99L33 100V98H31V97H28V96H24L25 94H23V95H21V100H22V103L23 104H21L20 103V106H24V103L27 105H29V109L30 110H32V108H33V114L29 111V109L27 110V107H28V105H27V107L25 108V106H24V108L26 109V111H28V112H30L31 114H28L29 116L31 115L32 117H33V115H35L34 117V119H33V123L31 122V119H29V117H28V115H27V118L29 119V122H31V124H29L28 123V125H30V126H32V127H30V126H26L27 128H25V129H27V130H25L24 129V127H23V130H25V132L24 131H17V132H19L16 136H15V138L13 137L12 139H14L15 140V142H17L14 146H15V150L13 149V147H12V149L16 152L15 153V155H14V159H13V161L14 162H12V163H15V164H13L14 166H15V171L17 172L18 171V173H21L20 174V176H21V180H20V185H17L18 186V188H19V194H17L18 196L15 198V201H13L14 203L12 204V202H10V205L11 206H9V205H7V206H4L3 207V201L1 202V200H4V198H2L1 200H0V203L2 204L1 205V207L3 208V211H0L1 213H0V218L1 219H3V220H5V222L3 221V220H1L0 219V221H2V222H4L5 223V225L7 226V228L8 229H10V230H12L13 231V233L12 232H10V234L12 233L13 235L14 234H16L17 232H19L20 233V231L21 232H25V228H27V226H28V224H27V219H29V218H27L26 217V215H28V213H30L29 211H33L32 210V207H31V205H33V203H32V196H31V192H32V188L34 187L35 188V185H33V183L35 184L36 182H39V181H37L39 178L38 177H40V179H41V177H42V175H40L39 176V172L44 168V165L43 164H46V168L49 166V168L51 169V170H53L54 171V173L56 172V174H54V173H51V171H50V174H53V176L55 177V175H56V179H57V181H58V183H53V182H51L50 181V183H53V185H54V187L55 188H57L58 186L57 185H59V186H62L60 189H58V191L59 190H64V186L65 185H67V187H65V189L67 190V188H72L73 189V187L75 186V188L74 189H77V187H78V190L80 189L81 190V194H82V198H84V200L85 201H88L90 198H91V200L90 201H92V196H95V194L96 195H99V194H97L96 192H100V191H96V189L98 188V189H100L99 188V185H98V182L100 181V179H102L101 178V172L102 171H104V173H105V170H106V172H108L107 171V165L105 164V162H104V157H103V155L105 154V150H107V149H109L110 147H115V149H113V151L114 150H116V154H115V152H112V153H110V154H114V157L117 159V160H115L114 159V157H113V159H114V161H117V163L119 162V164L118 165H116V166H118V167H114V168H118V170L120 169V167L119 166H121V164H125V165H123V166H121V171H118L117 170V172H116V169H112L111 171H115V174L116 173H118V174H120L121 173V177L123 178L124 177V181H122V183L124 184V182H125V184H126V182H128V181H132L133 183H137V184H139V186L142 188V189H139V191L140 190H143L144 189V195L146 196V199L148 200V201H150V203L152 202V204H153V206H155V205H157L158 203H161V201L163 202L165 199H170V195H171V192H170V195H169V197H168V194H169V192H168V190L167 189H169V187L168 188H166V182H168V180L170 181V176H169V174H171V181H172V179H173V177H174V175H177L176 174V170L178 169V168H181L183 171H185V170H188L187 172H189V169L192 171V170H194L193 171V173L194 172H196V170H198V168L200 167L201 169H202V167L204 166V164H206L205 163V161H204V159L205 158H209V157H207V155H206V157H205V155L203 156V157H205V158H202V155H201V157H200V159L199 158H197V159H199V161H197V159L195 160V159H193V162H191V161H189V157H187V161L188 162H191V163H197V164H195L194 166H190L191 164L189 163H187V162H185L184 160H186L185 158L186 157H184V155H182V153H184L185 151H189V149H186V150H184V152H179V154H181V156H183L184 157V160L182 159V158H176V157H172V155L174 154V152L172 153V155L171 154H169V153H171V152H166L165 150H166V146H165V144L168 146V145H170V147H172V144H167L166 142H165V144H164V140L165 139H169L170 141L172 140V139H170L169 137H168V135L169 134H171L170 136H172L173 137V133H168V135H167V138H166V135H163V136H165V139H163V137L160 135V129H161V132H162V127H164L163 128V130H164V132L166 131L165 130V126H167V125H169L170 123H173V122H171L170 120L171 119H169L168 117H170V115H173V114H171V112H172V107H174L175 106V110H176V106H178L179 107V113L178 114H180L181 115V117L182 118H185V120H186V124H188L189 123V121L191 122V123H199V121H201V120H203V119H205L206 117H208L207 115V113L206 112H204V111H202L201 109H203V108H205L206 106V103H207V101H206V99H205V107H201V109L200 108H198V106H199V101L202 99V97L204 96V94H206L207 95V92H208V94H209V90L207 89L209 86H210V82L208 83L207 81H206V79H203V78H205V74H206V72L208 71V73H209V71L211 70V69H206L207 68V66H205V65H203V64H205L206 62L208 63L209 61H211V58L214 56V54H216L217 55V53L215 52V53H213V52H210V51H212L214 48H218V52H219V47H218V45L216 44V46L217 47H215V45H213V43L212 42H210L209 41V43L207 42V46L210 48V43H212L211 44V47H213V48H210V50H209V52L208 53H206L207 52V49H208V47L206 48V46H205V42H203V40L201 41L200 39H196L195 38V40H194V43L192 42L193 40H191V39H187L188 41L189 40H191V46H192V48H190V47H188V48H190V49H192L191 51H192V54L193 53H198V52H201V50H202V52H203V56L201 55V56H199V57H206L205 59L207 60V58L208 57H210V56H208V54H212L213 53V56H211L210 57V59L208 60V61H206V60H204L205 61V63L204 62H202V65L201 66H205L206 68V72H205V74L204 73H202L201 71H199V69H198V67H199V65H198V67H197V65L196 66H193V67H197V70H198V72H201L200 74L198 73H196L195 71L196 70H193V67H190L189 65V63H187V65L186 64H184L183 62H182V59H184L183 58V56L181 57L180 56V54L178 55V52H177V54L176 55H178V56H176V61L174 60V61H171L168 57H166V55L168 56V54H169V52L171 51V50H173V49H175V50H179L180 48H182V47H180V45H182V44H180L179 45V43H177L176 42V40H175V44H173V46L171 45V44H169L168 45V43L166 44V42L168 41H166V36L164 37V36H162V37H164L165 38V44L164 45H162L164 42H163V38L161 37V35H160V32H161V29L163 28H160L159 26H158V24L160 23V21L157 23L156 21H154L155 20V18H154V20H152ZM167 18V17H166ZM175 18V17H174ZM177 18H180V17H178V15H177ZM176 18V19H177ZM206 18H205V20H206ZM213 18H214V16H213ZM234 18V17H233ZM184 19H186L187 20V18H184ZM195 19V18H194ZM193 19V20H194ZM199 19V18H198ZM218 19V18H217ZM163 20V19H162ZM167 20V19H166ZM181 20H182V18H181ZM191 20V19H190ZM196 20H197V18H196ZM200 21L202 20V19H199ZM204 20V21H205ZM212 20V19H211ZM210 20V21H211ZM219 21H220V19H218ZM224 20V19H223ZM174 21L176 22V20L174 19ZM215 21V20H214ZM214 21H213V23H214ZM217 21V20H216ZM215 21V22H216ZM162 22V21H161ZM181 22V21H180ZM198 22V21H197ZM197 22H193L194 23V25L195 24H197ZM206 22H208V21H206ZM220 22H222V20L220 21ZM220 22H218V24L220 23ZM246 22V21H245ZM163 23V22H162ZM178 23V22H177ZM190 23H192V22H190ZM193 23L191 24V25H193ZM199 23V22H198ZM217 23V22H216ZM215 23V25H217ZM224 23V22H223ZM222 23V24H223ZM161 24V23H160ZM166 24V23H165ZM200 24H202V23H199V25L198 26H200ZM207 24V23H206ZM205 24V25H206ZM175 25V24H174ZM181 25V24H180ZM183 25V24H182ZM193 25V26H194ZM204 25V26H205ZM210 25H214V24H210ZM162 26H164V25H162ZM166 26V25H165ZM175 26H177V24L175 25ZM183 26H185V25H183ZM193 26H190V27H192V29L194 30L193 31V33L195 32V27L193 28ZM196 26V25H195ZM197 26V27H198ZM202 26V25H201ZM200 26V28H202V29H200V30H203V27H201ZM207 26H208V24H207ZM221 26V23H220V25H219V27ZM223 26V25H222ZM225 26V25H224ZM228 26V25H227ZM169 27V26H168ZM181 27V26H180ZM187 27H188V23H187ZM190 27H189V29H190ZM196 27V28H197ZM206 27V26H205ZM212 27H214V26H211L210 28H212ZM217 27V26H216ZM216 27L214 28V29H216ZM159 28H160V31H159ZM185 28H186V26H185ZM208 28V27H207ZM206 28V30L208 31V29ZM221 28H223V27H220V29H216L217 30V32H215L214 30H212V31H214L215 33H217V34H213L214 36L215 35H217V37L219 36V34H220V32L221 31H219V30H221ZM226 28V27H225ZM224 28V29H225ZM166 29H167V27H166ZM188 29V30H189ZM199 29V28H198ZM205 29V28H204ZM163 30V29H162ZM181 30H183V28L181 29ZM185 30V29H184ZM210 30V29H209ZM168 31H169V29H168ZM168 31H167V33H168ZM178 31V29L176 30V32L175 33H178L177 32ZM187 30H185V32H186ZM199 31V30H198ZM198 31H197V33H198ZM204 31L203 30V32H206V34L208 33V32H210V31ZM222 31H225V30H222ZM164 31H162L161 33H163ZM165 32H166V30H165ZM183 32V31H182ZM184 32V33H185ZM188 32H190V30L188 31ZM192 32V31H191ZM200 32V31H199ZM202 32V31H201ZM201 32H200V34H201ZM202 32V33H203ZM213 32V33H214ZM227 32V31H226ZM171 33V32H170ZM174 33V34H175ZM180 33H181V31H180ZM179 33V34H180ZM184 33H182L183 34V36L185 35ZM212 33V32H211ZM211 33H209V34H211ZM224 34H227V33H225V32H223ZM172 34V33H171ZM189 34V33H188ZM192 34V33H191ZM190 34V35H191ZM195 34H196V32H195ZM194 34V35H195ZM163 35H164V33H163ZM181 35V34H180ZM180 35H179V37H180ZM193 35V34H192ZM201 35H203V34H201ZM208 35V34H207ZM207 35H204L205 37L207 36ZM212 35V36H213ZM221 35H223L222 33L220 34V37L219 38H222V36ZM178 36V35H177ZM182 36V35H181ZM186 36V35H185ZM184 36V37H185ZM197 36V35H196ZM199 36V35H198ZM197 36V37H198ZM204 36H202V37H204ZM210 36V35H209ZM211 36V38H213ZM168 37H170V35L168 36ZM167 37V38H168ZM175 37V36H174ZM178 37V38H179ZM186 37H189V36H186ZM190 37H192V36H190ZM230 37V36H229ZM171 38V37H170ZM172 38H173V36H172ZM171 38V39H172ZM176 38V37H175ZM174 38V39H175ZM177 38V39H178ZM181 38H183V37H181ZM181 38H180V40H181ZM199 38V37H198ZM218 38V40H220ZM31 39V38H30ZM160 39H161V42H163L162 44H161V46H159L160 45ZM171 39H169L170 40V42L169 43H173V39L171 40ZM183 39H186V38H183ZM182 39V40H183ZM202 39V38H201ZM205 39V38H204ZM208 39V38H207ZM210 39V38H209ZM208 39V40H209ZM217 39V38H216ZM223 39H225V36H224V38H222L221 40H223ZM259 39V38H258ZM179 40V41H180ZM66 41V40H65ZM186 41V40H185ZM188 41H187V43L186 44H188ZM212 41H215V39H213ZM31 42V41H30ZM68 41H66V43H67ZM76 42V41H75ZM183 42V41H182ZM216 42H221L222 43V41H217L216 40ZM215 42V43H216ZM65 43V42H64ZM68 43H70V42H68ZM185 42H183V44H184ZM214 43V44H215ZM73 44V43H72ZM159 44V45H158ZM185 44V45H186ZM189 44V45H190ZM209 44V45H208ZM219 44V43H218ZM248 44V43H247ZM66 45V44H65ZM185 45H183L184 47H185ZM213 45V46H212ZM221 45V44H220ZM16 46V45H15ZM188 46V45H187ZM187 46H186V48H187ZM221 47V46H220ZM225 47V46H224ZM223 48V47H222ZM228 48V47H227ZM183 49V48H182ZM190 49H188V51H190ZM212 49V50H211ZM85 50V49H84ZM83 50V51H84ZM169 50V52L166 54V51H168ZM186 50V49H185ZM200 50V51H199ZM224 50V49H223ZM82 52V50H79V52ZM182 51H184V50H182ZM213 51H216L215 49L213 50ZM221 51V50H220ZM173 52V51H172ZM171 52V53H172ZM186 52H187V50H186ZM185 52V53H186ZM10 53V52H9ZM11 53L14 55H12L13 57H14V59L16 58V60H17V62H19V63H22L23 65H24V67H26L28 70H33L34 71V69H35V71H37V70H39V71H37L38 73L39 72H41V73H44V71H45V73H46V76L48 77V79H50V80H53L54 82H55V84H58V87L61 85V80H60V78H59V70H58V67H57V65L55 64V62L52 60V58L46 53V52H44L38 45H36V44H34V43H31L30 45H25L24 43H18V45L16 46V49H15V51H11ZM77 53V52H76ZM83 53V52H82ZM84 53L85 54H88L89 56H90V50L89 49H87L86 50V52L84 51ZM83 53V54H84ZM170 53V54H171ZM179 53H181L182 54V52H181V50H180V52ZM184 53V54H185ZM220 53V52H219ZM69 54V53H68ZM81 54V53H80ZM111 54H113V55H117L116 56V58H109L110 57V55ZM131 54H134L133 56H131ZM173 54V53H172ZM183 54V55H184ZM191 53H190V61L192 62V63H194V64H198L199 62H201V61H197V59H195V55L196 54H193V56L191 57V55H192ZM199 54V53H198ZM200 54H202V53H200ZM221 54V53H220ZM70 55V54H69ZM76 55V54H75ZM78 55H79V53H78ZM77 55V56H78ZM87 55V56H88ZM187 55H188V57L186 56V58H189V54L187 53ZM215 55V56H216ZM219 55V54H218ZM11 56V57H12ZM76 56V57H77ZM134 56H137L136 58L134 57ZM170 56V55H169ZM208 56V57H207ZM219 56H221V55H219ZM219 56H217V57H219ZM12 57V58H13ZM81 57V56H80ZM108 57V58H107ZM122 57H125V58H130V57H134L136 60L139 58V63H140V67H139V72L138 73H136V74H134V72L133 73H131L130 74V76H128V74H127V76L128 77H126L127 78V82H125L126 83V85L125 84H120L119 86L118 85H116V82H115V80L113 79V77L111 76L112 74L110 73V66H109V64L110 63H112L113 62V60H114V62L116 61L117 62V60L118 59H121ZM230 57V56H229ZM220 58V57H219ZM84 59V58H83ZM86 59V58H85ZM112 59V60H111ZM213 59H216L217 60V58H213ZM228 59V58H227ZM123 60V59H122ZM185 60V59H184ZM199 60V59H198ZM201 60H203V59H201ZM223 60V59H222ZM121 61V60H120ZM189 60H188V62H190ZM213 61V60H212ZM218 61V60H217ZM217 61L215 62V64H213L212 62V65H216L217 64ZM89 62V61H88ZM132 62V61H131ZM136 62V61H135ZM220 62H222V61H220ZM219 62V63H220ZM139 63H137V65L139 64ZM210 63V62H209ZM218 63V64H219ZM83 64H84V61H83ZM86 64V63H85ZM85 64H84V66H85ZM88 64V63H87ZM113 64V63H112ZM189 64V65H188ZM194 64H192V65H194ZM199 64H201V63H199ZM123 65V64H122ZM133 65H135V64H133ZM207 65V64H206ZM211 65V64H210ZM222 65V64H221ZM138 67V66H137ZM202 67V68H203ZM210 68H212L213 66H209ZM208 67V68H209ZM11 68V67H10ZM41 68H42V70H44V71H40L41 70ZM130 68V67H129ZM194 68V69H195ZM217 68H221V66L219 65V67H217ZM216 68V69H217ZM37 69V70H36ZM125 69V68H124ZM222 69V68H221ZM221 69H218L219 71H221ZM225 69V68H224ZM203 70V69H202ZM213 70H215V67H214V69ZM212 70V71H213ZM217 70V71H218ZM223 70V69H222ZM34 71V74L36 73ZM138 71V70H137ZM216 71V72H217ZM215 72V73H216ZM38 73H36V74H38ZM40 73V74H41ZM207 73V74H208ZM214 73V74H215ZM203 74H204V76H203ZM214 74H212V75H210V76H213ZM219 74V73H218ZM42 76H44L43 74H41ZM209 75V74H208ZM224 76H225V74H223ZM10 76V75H9ZM6 73H4V72H0V83H1V81H2V83L4 82V83H6L7 82V84H11L12 83V80L10 79V77H9ZM37 76V75H36ZM46 76H45V78H46ZM209 76V77H210ZM19 77V76H18ZM34 77V76H33ZM125 77V76H124ZM123 77V78H124ZM183 77V80L181 79ZM209 77H206V78H209ZM225 77H227V76H225ZM225 77H223L222 78V76L220 77V75H215V80H216V82L214 83V81H213V83L211 82V87H212V84H213V86H215V85H217L219 88H221L220 90H222V89H224V87L226 86L227 88H228V81H226V80H224V78ZM262 77H264V76H262ZM211 78V77H210ZM214 78V77H213ZM212 78V79H213ZM243 78V77H242ZM251 78V77H250ZM256 78V77H255ZM135 79H140L141 80V82H142V80H143V84H141V82H140V84L138 85L137 84V80H135ZM180 79L182 80V81H180ZM253 78H251V80H252ZM45 80H47V79H45ZM139 80V81H140ZM209 80V79H208ZM211 80V79H210ZM209 80V81H210ZM228 80H229V78H228ZM241 80V79H240ZM247 80V79H246ZM249 80V79H248ZM262 79H260V81H261ZM48 81V80H47ZM135 81H136V83H135ZM234 81V80H233ZM232 80H231V82H233ZM253 82L255 81L254 79L252 80ZM257 81H259V80H257ZM256 81V82H257ZM259 81V82H260ZM49 82V81H48ZM230 82V83H231ZM245 82H247V81H245ZM250 82V81H249ZM1 83V84H2ZM3 83V84H4ZM63 84H64V82H62ZM123 83V82H122ZM139 83V82H138ZM207 83H208V87H207ZM217 83V84H216ZM227 83V84H226ZM234 83V82H233ZM242 83H243V81H242ZM248 83V82H247ZM247 83H246V85H245V83H244V85H242V86H244L243 88H242V86H240L242 89H244L243 91H244V94H243V92L242 93H240V94H242L243 95V100H244V105H245V103L247 104L246 106H248V107H250L251 109L250 110H253L252 112L254 113L255 112V117H256V121H255V131H256V133L257 132H259L258 134H262L261 136H262V139L264 140V84H261V86H260V89L259 90H257V91H255L253 94H249V93H251L250 91H249V93H246V91L245 90H247V88L248 87H253V89L255 90V86H257V85H255V83H252V82H250V84H248L247 85ZM62 84V85H63ZM215 84V85H214ZM226 84V85H225ZM237 83L235 82V84H234V86H236L237 87V85H240V84H237ZM50 85V84H49ZM54 85V84H53ZM228 85V86H227ZM23 86V85H22ZM57 86V85H56ZM232 86V85H231ZM231 86H229L230 88H231ZM248 86V87H247ZM53 87H55V85L53 86ZM52 87V88H53ZM57 87V88H58ZM211 87H209V89L211 88ZM216 87V86H215ZM226 87H225V89H226ZM240 87H238V88H240ZM214 87H212V89H213ZM240 88V89H241ZM256 88H258V86L256 87ZM229 89V88H228ZM227 89V90H228ZM232 89L234 90V87H232ZM237 89V88H236ZM235 89V90H236ZM239 89V90H240ZM241 89V90H242ZM249 89V88H248ZM8 90V89H7ZM51 90V89H50ZM58 90V89H57ZM219 90V89H218ZM220 90H219V92H220ZM230 90V89H229ZM232 90V91H233ZM234 90V91H235ZM251 90H252V88H251ZM253 90V91H254ZM14 91V90H13ZM207 91V92H206ZM214 91H216V90H214L213 89V94H214ZM238 91V90H237ZM7 91H5V93H6ZM9 92V94H10V90L8 91ZM206 92V93H205ZM212 92V90L210 91V93ZM217 92V91H216ZM218 92V93H219ZM224 92H225V90H224ZM239 92V91H238ZM241 92V91H240ZM247 92H248V90H247ZM1 93H4V91H3V89H1L0 88V97L2 96V94ZM5 93L3 94V96L2 97H4V95H5ZM12 93H14V94H16L15 92H12ZM11 93V94H12ZM7 94V93H6ZM9 94H7V95H5V97H8V95ZM14 94H12V95H9V97L11 96V97H13L14 96ZM18 94H22V93H17L16 94V97L15 98H17V96H18ZM216 94V93H215ZM221 94H222V92H221ZM221 94H219L220 96H221ZM237 94V93H236ZM238 95H239V93H238ZM211 96V95H210ZM209 96V97H210ZM4 97V98H5ZM208 97V98H209ZM213 97V96H212ZM217 97H219V96H217ZM18 98H19V96H18ZM18 98L17 99H15L16 100V102H19V101H17L18 100ZM30 100H29V99ZM173 98V99H172ZM174 98H177V100L175 101V102H177V104L176 103H173L172 104V102H174V101H172V102H170L169 100H175ZM219 98H223V97H219ZM219 98H217L216 100H219ZM11 99V98H10ZM20 99V98H19ZM6 100H8L9 101V99H6ZM12 100H13V98H12ZM10 101V105H11V103L13 102H15V100H13V101ZM20 100V101H21ZM90 100L92 101V103L90 104ZM212 100V99H211ZM221 100H223V99H221ZM221 100H219L220 102H222ZM3 101V98L2 99H0V110L2 109V108H4V107H6V105H7V103H5V100H4V102H2ZM89 101V104L87 103ZM218 101V102H219ZM4 103H5V105H4ZM9 103V102H8ZM12 103V105H14ZM201 103V102H200ZM211 103V102H210ZM213 103V102H212ZM214 103H216V102H214ZM242 103V104H243ZM18 105H19V103H17ZM176 104V105H175ZM194 104H198L197 105V108H195L196 110H192V109H190V107L191 106H193ZM203 104V103H202ZM9 104H8V107L10 106ZM92 105V106H91ZM189 105H191L189 108H188V106ZM201 105V104H200ZM209 105V104H208ZM213 105V104H212ZM214 105H216V104H214ZM213 105V106H214ZM219 105H220V103H219ZM243 105V106H244ZM4 106V107H3ZM90 106H91V108H90ZM210 106V105H209ZM213 106H210V108L212 109V107ZM12 107V106H11ZM18 107V106H17ZM16 106L15 107H12V108H17ZM35 107H36V114H35ZM196 107V106H195ZM219 107H221V106H219ZM22 108V107H21ZM215 108H217L218 109V106L217 107H215ZM190 109V110H189ZM219 109H221V108H219ZM5 110V108L2 110V112ZM12 110V109H11ZM18 110V109H17ZM20 110V109H19ZM19 110L17 111V112H19ZM92 110V111H91ZM192 110V111H191ZM206 110H209L208 109V107H206ZM249 110V111H250ZM6 111H7V109H6ZM5 111V112H6ZM76 112L75 114H73L72 113V115L70 114V112ZM177 111H178V109H177ZM176 111V112H177ZM215 111V110H214ZM218 111V110H217ZM217 111H216V114H217ZM248 111V112H249ZM9 112H12V111H10V108H9ZM16 112V111H15ZM21 112V111H20ZM23 112V111H22ZM27 112V113H28ZM69 112V113H68ZM219 112V111H218ZM7 113V112H6ZM174 113V116H175V112H173ZM209 113H212V112H209ZM214 113V112H213ZM212 113V114H213ZM221 113V112H220ZM227 113V112H226ZM242 113V112H241ZM245 113H247V112H245ZM251 113V112H250ZM0 114H2L1 113V111H0ZM11 114V113H10ZM219 114V113H218ZM242 114H244V113H242ZM7 115H9V114H7ZM16 115H18V113L16 114ZM20 115H22V114H20ZM24 115H25V113H24ZM177 115V114H176ZM254 115V114H253ZM252 114H251V116H253ZM10 116V115H9ZM179 116V115H178ZM220 116H221V114H220ZM219 115H218V117H220ZM230 116V115H229ZM240 116V118H241V115H239ZM239 116H237V118L239 117ZM244 116V115H243ZM19 117V116H18ZM177 117V116H176ZM213 117V116H212ZM212 117H210L209 116V118L211 119ZM216 118H217V116H215ZM214 117V118H215ZM254 117V116H253ZM27 118H25V119H27ZM245 118V117H244ZM9 119V118H8ZM24 119V120H25ZM174 119V118H173ZM177 119V118H176ZM178 119H179V117H178ZM207 119V118H206ZM206 119H205V121H206ZM220 119V118H219ZM255 119V118H254ZM253 119V120H254ZM6 120V119H5ZM16 120H18V118L16 119ZM19 120H20V118H19ZM180 120V119H179ZM179 120L178 121H175L174 123L177 125V124H179ZM185 120H180V121H185ZM231 120V119H230ZM252 120V119H251ZM11 120H9V122H10ZM27 121V120H26ZM25 121V122H26ZM174 121V120H173ZM212 123H213V120H210ZM224 121V120H223ZM6 122V121H5ZM8 122V121H7ZM18 122V121H17ZM21 122V121H20ZM28 122V121H27ZM202 122H204V121H202ZM201 122V124H202V127L204 126V123H202ZM215 122H217L216 120H215ZM185 122H183L182 124H184ZM190 123V124H191ZM210 123V122H209ZM11 124V123H10ZM27 124V123H26ZM200 124V123H199ZM208 124V123H207ZM207 124H205V125H207ZM172 125V124H171ZM185 125V124H184ZM14 126V125H13ZM179 126V125H178ZM181 126V125H180ZM189 126V124L187 125V127ZM192 126V125H191ZM194 126V125H193ZM253 126V125H252ZM6 127V126H5ZM14 127H16V126H14ZM21 127V126H20ZM22 127H21V129H16V130H22ZM172 127V126H171ZM171 127H169L168 128V126L166 127V129L168 130V131H170V128ZM184 127V126H183ZM205 128H207L206 126H204ZM209 127V126H208ZM211 127H213V126H211L210 125V128ZM215 127V126H214ZM13 128V127H12ZM177 128V127H176ZM237 128V127H236ZM29 129H31V130H29ZM171 129H175V126H174V128H171ZM180 129H182V128H180ZM184 129H186L185 127H184ZM183 129V131H185ZM192 129V128H191ZM193 129H194V127H193ZM192 129V130H193ZM204 129V128H203ZM202 129V130H203ZM209 129V128H208ZM213 129V128H212ZM211 129V130H212ZM216 129V128H215ZM5 130V129H4ZM9 130V129H8ZM7 130V131H8ZM15 130V129H14ZM191 130V131H192ZM195 130V129H194ZM197 130V129H196ZM196 130L194 131L196 134L194 135V136H196L197 135V133L198 132H196ZM207 130V129H206ZM211 130H210V132H211ZM250 130V129H249ZM253 130V129H252ZM251 130V131H252ZM175 131H176V133L178 134V132L177 131H179V132H181L180 130H177V129H175ZM175 131H174V133H175ZM187 131V130H186ZM190 130H188L187 132H189ZM190 131V132H191ZM213 131V130H212ZM24 132V133H23ZM206 132V131H205ZM207 132H209V130L207 131ZM206 132V133H207ZM11 133V132H10ZM163 133V132H162ZM166 134H167V132H165ZM175 133V134H176ZM182 133V132H181ZM192 133L193 132H191L190 134L192 135ZM201 133V132H200ZM203 133H204V130H203ZM205 133V135H207ZM214 133H216V130H215V132H213V133H209L211 136H212V134H213V137H215V134ZM227 133V132H226ZM11 134H13V131H12V133ZM23 134H25L24 135V137L22 138L20 135H23ZM110 134V135H109ZM180 134V133H179ZM178 134V135H179ZM222 134V133H221ZM254 134V133H253ZM257 134V135H258ZM14 135V134H13ZM13 135H11V136H13ZM178 135H176L177 137H178ZM182 135V134H181ZM187 135V134H186ZM185 135V136H186ZM256 135V134H255ZM8 136V135H7ZM109 136V137H108ZM175 136V135H174ZM187 136H190V135H187ZM200 136V135H199ZM211 136L210 137H208V138H210L211 139ZM217 136H218V134H217ZM229 136V135H228ZM249 136V135H248ZM247 136V137H248ZM259 136V135H258ZM179 137H180V135H179ZM191 137H193V136H191ZM204 137V136H203ZM242 137V136H241ZM10 138V136L8 137V139ZM181 138V137H180ZM183 138H184V136H183ZM186 138V137H185ZM200 138H202V136L200 137ZM207 138V137H206ZM206 138H202L203 139V141H204V139H206ZM218 138V137H217ZM256 138V137H255ZM174 139V138H173ZM188 139V138H187ZM193 138H191V140H192ZM199 139V138H198ZM198 139H193V140H197V142H198ZM216 139V138H215ZM248 139V138H247ZM250 139V138H249ZM11 140V139H10ZM24 140V141H23ZM179 142H180V140L179 139H177ZM185 139H182V141H184ZM189 140H190V137H189ZM190 140V141H191ZM201 140V139H200ZM217 140V139H216ZM260 140V139H259ZM167 141V140H166ZM186 141V140H185ZM188 141V140H187ZM190 141H188V142H190ZM202 141V140H201ZM203 141H202V143H203ZM209 141V140H208ZM219 141V138H218V140L216 141V142H218ZM261 141V140H260ZM260 141H258L257 140V144H254V147H256V146H258V147H260V150H262L263 148H264V141H262L261 143H260ZM12 142V141H11ZM10 142V143H11ZM173 141H171V143H172ZM188 142H186V144L188 143ZM192 142H194V141H192ZM205 142H207V139L205 140ZM210 143L212 142V141H209ZM13 143V142H12ZM168 143H169V141H168ZM191 143V142H190ZM189 143V144H190ZM196 143V142H195ZM200 145L202 144V143H200V142H198ZM214 143V142H213ZM220 143V142H219ZM181 144V143H180ZM183 144H184V142H183ZM186 144H184L185 146H188V144L186 145ZM206 144H208L209 145V143H206ZM111 145V146H110ZM182 145V144H181ZM191 145H192V143H191ZM204 145H205V143H203V145H201L202 146V149H204L205 150V148L207 147V146H205V148H204ZM213 146L215 145V144H212ZM211 145V146H212ZM217 145H218V143H217ZM193 146H194V143H193ZM200 146V147H201ZM211 146H209V148L211 147ZM8 147V146H7ZM165 147V148H164ZM183 147V146H182ZM191 146H189V148H190ZM195 147V146H194ZM193 147V148H194ZM6 148V147H5ZM111 148V149H112ZM168 148H169V146H168ZM167 148V149H168ZM186 148V147H185ZM192 148V147H191ZM190 148V149H191ZM213 148H215V147H213ZM212 148V149H213ZM217 148V147H216ZM215 148V149H216ZM170 149V148H169ZM176 148H174V150H175ZM201 149V150H202ZM212 149H210V151L212 150ZM254 149V148H253ZM6 150V149H5ZM171 150V149H170ZM169 150V151H170ZM173 150V151H174ZM177 150V149H176ZM194 150V149H193ZM207 150V152H209L208 151V149H206ZM112 151V150H111ZM191 151V150H190ZM195 152H197L196 151V147H195V150H194ZM203 151V150H202ZM213 151V150H212ZM263 151V150H262ZM3 152V151H2ZM103 152H104V154H103ZM109 152V151H108ZM176 152V151H175ZM207 152H206V154H207ZM217 152V151H216ZM242 152V151H241ZM13 153V152H12ZM178 153V152H177ZM187 153V152H186ZM190 153V152H189ZM204 152H202V154H203ZM211 153H215V151H213V152H210V154ZM240 153V152H239ZM260 153V152H259ZM262 153V152H261ZM14 154V153H13ZM178 154V155H179ZM185 154V153H184ZM193 154V153H192ZM209 154V155H210ZM216 154V153H215ZM243 154V153H242ZM262 154H264V153H262ZM5 155H6V153H5ZM105 155H107V154H105ZM186 155V154H185ZM194 155V154H193ZM196 155H198L197 153H196ZM212 155V154H211ZM214 155V154H213ZM245 155V154H244ZM11 156H12V154H11ZM111 156V155H110ZM175 156H177V154H175ZM180 156V155H179ZM186 156H188V155H186ZM200 155H198V157H199ZM215 157H216V155H214ZM219 156V155H218ZM246 156V155H245ZM250 156V155H249ZM7 157V156H6ZM213 157V156H212ZM211 157V158H212ZM220 158H221V156H219ZM243 157V156H242ZM247 157V156H246ZM259 157V156H258ZM262 157L264 158V156L262 155ZM13 158V157H12ZM108 158V157H107ZM194 158H196L195 156H194ZM210 158V159H211ZM214 158V157H213ZM237 158H239V157H237ZM244 158V157H243ZM106 159V158H105ZM109 159V158H108ZM216 158H214V159H212L213 161L215 160ZM218 159V158H217ZM216 159V160H217ZM222 159V158H221ZM231 159V158H230ZM257 159V158H256ZM255 159V160H256ZM107 160V159H106ZM191 160V159H190ZM194 160L195 161H197V162H194ZM206 160V159H205ZM220 160V159H219ZM218 160V161H219ZM229 160V159H228ZM232 160V159H231ZM234 160V159H233ZM235 160H236V158H235ZM241 160H242V158H241ZM245 160V159H244ZM244 160H243V162H242V164L244 163ZM246 160H248V159H246ZM252 160V159H251ZM254 160V159H253ZM262 160V159H261ZM9 161V160H8ZM113 161V162H114ZM209 161V160H208ZM221 161V160H220ZM219 161V162H220ZM250 161V160H249ZM112 162V164H114ZM215 162V161H214ZM246 163H248L247 161H245ZM260 162H262L263 163V166H264V161H256L255 162V164H259ZM4 163V162H3ZM6 163V162H5ZM8 163V162H7ZM107 163H108V161H107ZM109 163H111V162H109ZM209 163V162H208ZM220 164V163H219ZM249 164V163H248ZM254 164V165H255ZM6 165V164H5ZM41 165H43V167H42V169H40L41 168ZM106 165L107 167L105 168L104 166ZM110 165V164H109ZM206 165H210V166H212L211 165V163H209V164H206ZM112 166V165H111ZM197 166H199V167H197ZM214 166V165H213ZM222 166V165H221ZM246 166H247V164H246ZM253 166V165H252ZM252 166H250V167H252ZM263 166L261 165V166H257V168H255L256 170H254L255 172H254V174L255 175H257V177H259L261 174V176H263V172L262 171H264L263 170ZM6 167V166H5ZM10 167H12V165L10 166ZM113 167V166H112ZM209 168V167H208ZM207 168V169H208ZM248 168H249V166H248ZM10 169V168H9ZM110 169H111V167H110ZM206 169V170H207ZM4 170V169H3ZM180 170V169H179ZM178 170V171H179ZM203 172L205 173V172H207V171H205V169L203 168ZM214 170H216V169H214ZM240 170V169H239ZM242 170V169H241ZM249 170V169H248ZM251 170V169H250ZM7 171V170H6ZM14 171V170H13ZM44 171H46V170H44ZM49 171V170H48ZM181 171V170H180ZM191 171L188 173V174H190L191 173ZM218 171V170H217ZM203 172H201V173H203ZM248 172V171H247ZM252 172V171H251ZM41 173H42V171H41ZM40 173V174H41ZM47 173V172H46ZM104 173H102V174H104ZM111 173V172H110ZM123 173V174H122ZM184 173V172H183ZM241 173V172H240ZM4 174V173H3ZM49 174V175H50ZM107 174H109V173H107ZM114 174V173H113ZM115 174H114V176H115ZM117 174V175H118ZM197 174H199V173H197ZM207 174H209V172L207 173ZM237 174V173H236ZM248 174V173H247ZM249 174L250 175H252L250 172H249ZM252 175V177L254 178L253 180H255V175ZM43 175H45V172H44V174ZM49 175H47V176H49ZM105 175V174H104ZM110 175H112V174H110ZM123 175V176H122ZM178 175H179V173H178ZM181 175H184V174H181ZM185 175H187V173L185 174ZM200 175V174H199ZM204 175V174H203ZM202 174H201V176H203ZM210 175V174H209ZM238 175V174H237ZM243 175V174H242ZM113 176V175H112ZM112 176H111V178H112ZM113 176V177H114ZM188 176H191V175H188ZM193 176V175H192ZM191 176V177H192ZM198 176V175H197ZM205 176V175H204ZM245 176H247V175H245L244 174V176L243 177H245ZM260 176V177H261ZM118 177V176H117ZM117 177H115L116 179H118ZM120 177V178H121ZM177 177H180L181 178V176H176V178ZM208 176H206V178H207ZM237 177V176H236ZM241 177V176H240ZM247 177H249V176H247ZM251 177V176H250ZM6 178V177H5ZM38 178V179H37ZM43 178H44V176H43ZM42 178V179H43ZM46 178V177H45ZM48 178V177H47ZM52 178V177H51ZM104 178H106V180H107V178H108V180H109V177H104ZM110 178V179H111ZM121 178V179H122ZM179 178V179H180ZM183 178H185L184 176H183ZM182 178V179H183ZM186 178H188V177H186ZM199 177H197V179H198ZM201 178V177H200ZM204 178V177H203ZM206 178H204L205 180H206ZM210 178H212V177H210ZM246 178V177H245ZM244 178V179H245ZM263 178V177H262ZM262 178L260 179L259 178V180L257 181V183H256V186H257V188L260 190V192H262V191H264V180H262ZM11 179V178H10ZM17 179V178H16ZM15 179V180H16ZM49 179V178H48ZM47 179V180H48ZM115 179V180H116ZM178 179V178H177ZM178 179V180H179ZM182 179H181V181H182ZM214 179V178H213ZM241 179H242V177H241ZM256 179H258V178H256ZM12 180V179H11ZM10 180V181H11ZM105 180V179H104ZM105 180V181H106ZM112 180V179H111ZM173 180H176V179H173ZM184 180V179H183ZM190 181V179H185V182L186 181ZM191 180H194L193 178H191ZM236 180L237 181H239L237 178H236ZM243 180V179H242ZM248 180V179H247ZM246 180V181H247ZM7 181H9L8 180V178H7ZM9 181V182H10ZM42 181H44V180H42ZM54 181H55V179H54ZM56 181V182H57ZM118 181V180H117ZM197 181H199V180H197ZM208 181H211V179L209 180L208 179ZM236 181V182H237ZM241 181V180H240ZM244 181V180H243ZM242 181V182H243ZM245 181V182H246ZM8 182V183H9ZM12 183H13V181H11ZM17 182V181H16ZM15 182V183H16ZM18 182H17V184H18ZM41 182V181H40ZM48 182V181H47ZM131 182V183H132ZM173 182H176V181H173ZM178 182V181H177ZM184 182V181H183ZM185 182H184V184H185ZM205 182V181H204ZM203 182V183H204ZM213 182H214V180H213ZM241 182V183H242ZM14 183V184H15ZM68 183V184H67ZM105 183V182H104ZM120 183V182H119ZM130 183V182H129ZM132 183V186L134 185ZM169 183V182H168ZM171 183V182H170ZM169 183V184H170ZM182 183V182H181ZM189 185H190V183L191 182H187ZM194 183H195V181H194ZM206 183H208L207 181H206ZM211 183V182H210ZM240 183V182H239ZM238 182L236 183V184H239ZM10 184V183H9ZM56 184V185H55ZM69 184H74V186H72L71 187V185L69 186ZM96 184H97V188H96ZM101 184H103V182L101 183ZM172 184V183H171ZM175 184V186H177V184L176 183H174ZM173 184V185H174ZM183 184V185H184ZM195 184H197V183H195ZM194 184V185H195ZM245 184V183H244ZM247 184H250V182L249 183H247ZM252 184V183H251ZM250 184V185H251ZM3 185V184H2ZM42 185V184H41ZM76 185H77V187H76ZM107 185V184H106ZM130 185V184H129ZM168 185V184H167ZM173 185H171L173 188L172 189H174L172 192H174L175 191V188H178V187H175V186H173ZM179 185H182V184H180L179 183ZM194 185H192V187H194ZM241 185V184H240ZM243 185V184H242ZM241 185V186H242ZM246 185V184H245ZM244 185V186H245ZM249 185V186H250ZM253 185V184H252ZM15 186H16V184H15ZM36 186H38L37 185V183H36ZM52 186V185H51ZM69 186V187H68ZM105 186V185H104ZM117 186V185H116ZM122 186H125L126 187V185H122ZM138 186V185H137ZM137 186H135V187H137ZM138 186V187H139ZM185 186V185H184ZM197 186V185H196ZM208 186H210V185H208ZM243 186V187H244ZM248 186V187H249ZM80 187V188H79ZM82 187H84L83 189H82ZM102 187V186H101ZM129 187H130V189H129ZM127 189L128 190H130L129 192H134L135 190H136V188H135V190L134 191H131V185L129 186ZM175 187V188H174ZM186 187H187V185H186ZM190 187V186H189ZM251 187V186H250ZM253 187V186H252ZM251 187V188H252ZM37 188V187H36ZM106 188V187H105ZM123 188V187H122ZM121 188V189H122ZM132 188H134V186L132 187ZM180 188V187H179ZM179 188H178V190H179ZM181 188L183 189V187L181 186ZM188 188V187H187ZM186 188V189H187ZM195 188V187H194ZM246 188V187H245ZM256 188V187H255ZM51 189H53V188H51ZM56 189V190H57ZM104 189V188H103ZM126 189V191H124V190H120V191H124V194H125V192H128V190ZM186 189H184L185 191H187ZM191 189V188H190ZM253 189H254V187H253ZM16 190H17V187H16ZM54 190V189H53ZM52 190V191H53ZM78 190H76V191H78ZM101 190V189H100ZM109 190V189H108ZM133 190V189H132ZM170 190V189H169ZM177 190V191H178ZM183 190V191H184ZM247 190V189H246ZM35 191V190H34ZM34 191H33V193H34ZM68 191L69 192H71L69 189L67 190V194L69 195V193H68ZM96 191V192H95ZM102 191V190H101ZM120 191H119V193H120ZM139 191H137L138 193H139ZM180 191V190H179ZM178 191V192H179ZM249 191H251L250 189H249ZM18 192V191H17ZM74 192H75V190H74ZM73 192V193H74ZM105 193H106V195H107V191H104ZM109 192V191H108ZM181 192H182V190H181ZM180 192V193H181ZM195 192V191H194ZM193 192V193H194ZM256 192V191H255ZM32 193V194H33ZM39 193V192H38ZM51 194H52V192H50ZM54 193H55V190H54ZM53 193V194H54ZM60 193H65V195H66V191L64 192H61L60 191ZM109 193H111V192H109ZM118 193V194H119ZM142 192H140V194H141ZM189 193V192H188ZM187 193V194H188ZM191 194H192V192H190ZM211 193V192H210ZM251 193H253V192H251ZM16 194V193H15ZM50 194V195H51ZM56 194V193H55ZM72 194V193H71ZM101 194H103V192L101 193ZM131 194H134V193H131ZM142 194V197L141 198H143L144 197V195ZM173 195H175L174 193H172ZM196 194V193H195ZM255 194V193H254ZM257 194V193H256ZM262 194V193H261ZM264 194V193H263ZM58 195V197L60 196V194H57ZM57 195H55L56 197L55 198H57ZM65 195L63 196V197H65ZM75 195H76V193H75ZM79 195H80V191H79ZM79 195H77V198H78V196ZM106 195H104V196H106ZM111 195V194H110ZM113 195V194H112ZM127 195H128V193H127ZM130 195V194H129ZM135 195V194H134ZM137 195V194H136ZM176 195H177V193H176ZM175 195V196H176ZM183 195V194H182ZM197 195V194H196ZM240 195V194H239ZM247 195V194H246ZM73 196V195H72ZM101 196V195H100ZM107 196H109V195H107ZM125 196V195H124ZM132 196V195H131ZM179 196V195H178ZM177 196V197H178ZM180 196H181V194H180ZM198 196V195H197ZM244 196V195H243ZM254 196V195H253ZM259 196V195H258ZM61 197H62V195H61ZM67 197V196H66ZM74 197V196H73ZM95 197H97L98 198V196H95ZM112 197V196H111ZM113 197H114V195H113ZM130 197V196H129ZM133 197V196H132ZM139 197V199H140V195H138L137 196V198ZM183 197V196H182ZM192 197V196H191ZM191 197H190V199H191ZM194 197V196H193ZM193 197H192V200H193ZM196 197V196H195ZM247 197H250V196H247ZM255 197V196H254ZM254 197H252L251 198V200H250V202H249V204H250V207H249V209L251 208V213L253 212V215L250 217V220H247L248 222L250 221V223L248 224V225H250V226H248L249 228H251V232H252V235H251V241L250 240H248V241H250V245H251V247H252V251H257V255H255V256H253L252 257V259L251 260H253V263L254 264H264V251L263 252H261L262 250H264V225H262L261 226V223H259V222H261V220H259V219H263V217H256L255 216V214H256V209H255V205H256V203L258 204L259 202H262L263 204H262V206L264 205V198H256V199H254ZM264 197V196H263ZM67 198H69V196L67 197ZM72 197H70V199H71ZM76 198V197H75ZM74 198V199H75ZM76 198V199H77ZM81 198V197H80ZM97 198H96V200H97ZM101 198V197H100ZM107 198V197H106ZM118 198V197H117ZM120 198V197H119ZM134 198V197H133ZM133 198H131V199H133ZM136 198V197H135ZM134 198V199H135ZM174 198V197H173ZM176 198V197H175ZM197 198H199V197H197ZM242 198V197H241ZM241 198H240V200H241ZM245 198V197H244ZM6 199V198H5ZM34 199V198H33ZM65 199V198H64ZM75 199V200H76ZM108 199V198H107ZM145 199V198H144ZM146 199H145V201H146ZM166 200V202L167 201H169V200ZM177 199H179V198H177ZM176 199V200H177ZM239 199V198H238ZM237 199V200H238ZM246 199V198H245ZM52 200V199H51ZM61 200V199H60ZM59 200V202H60V204L62 203L61 201L63 200V198H62V200L60 201ZM73 200V199H72ZM78 200H80L79 198H78ZM84 200H81V202L82 201H84ZM94 200H95V198H94ZM101 200V199H100ZM104 200V199H103ZM126 200V199H125ZM143 200V199H142ZM142 200H141V203H143L142 202ZM181 200V199H180ZM195 200V199H194ZM54 201V200H53ZM65 201V200H64ZM89 201V205L91 204V202ZM135 201H139V200H136L135 199ZM135 201L133 202V203H131V204H134L135 203ZM144 201V200H143ZM55 202V201H54ZM57 202V201H56ZM95 202V201H94ZM93 202V204H95ZM98 202H100V201H98ZM102 202V201H101ZM132 202V201H131ZM140 202V201H139ZM175 202V201H174ZM195 202V201H194ZM218 202V201H217ZM241 201H239V203H240ZM8 203V202H7ZM64 203V202H63ZM73 203V202H72ZM76 203V202H75ZM164 204H165V202H163ZM162 203V204H163ZM5 204V203H4ZM9 204V203H8ZM82 204H84V202H82ZM82 204L80 205V203L78 204L79 206H82ZM88 204V203H87ZM115 204V203H114ZM149 204V203H148ZM155 204V205H154ZM163 204V205H164ZM169 204H170V201H169ZM194 204V203H193ZM6 205V204H5ZM63 205V204H62ZM85 205V204H84ZM96 205H97V201H96ZM135 205V204H134ZM137 205L139 206H141L142 204H138L137 203ZM144 205V204H143ZM146 205V204H145ZM145 205L144 206H142L143 207V210H144V208L146 209L145 211L147 212V210H148V208H146L147 207V205H146V207H145ZM166 205H168V204H166ZM176 205V204H175ZM174 205V206H175ZM197 205H198V202H197ZM241 205H242V203H241ZM260 205H261V203H260ZM72 206V205H71ZM91 206H94V205H91ZM133 205H131V207H132ZM136 207V208H138L139 209V207ZM152 206V205H151ZM158 206H159V204H158ZM158 206H156L155 208H154V210L155 209H157V213H158V210H159V212H160V210H161V208L160 209H158ZM165 206V205H164ZM171 206H172V204H171ZM238 206H240V205H238ZM34 207V206H33ZM38 207V206H37ZM76 207V206H75ZM74 207V208H75ZM166 207H169L170 208V205L169 206H166ZM243 207H245V206H242V208ZM248 207H247V209H248ZM256 207H258V206H256ZM2 208H0V209H2ZM31 208V209H30ZM80 208V207H79ZM90 208V207H89ZM134 208V207H133ZM132 208V209H133ZM171 208H173V207H171ZM176 208H177V206H176ZM259 208V207H258ZM264 208V207H263ZM60 209V208H59ZM81 209H82V207H81ZM83 209L85 210V208H84V206H83ZM93 209V208H92ZM94 209H96L95 208V206H94ZM137 209V210H138ZM141 209V208H140ZM163 209H165V207L163 208L162 207V212L164 211ZM239 209V208H238ZM247 209H244V210H247ZM78 210V209H77ZM88 210V209H87ZM134 210H135V208H134ZM134 210H133V212H134ZM154 210L152 211V209H151V213L152 212H154ZM166 210V209H165ZM257 210H259V209H257ZM38 211V210H37ZM36 211V212H37ZM57 211V210H56ZM75 211V210H74ZM141 212H145V211H142V210H140ZM140 211H138V212H140ZM149 211V210H148ZM170 211V210H169ZM202 211V210H201ZM239 211V210H238ZM241 212H242V209L240 210ZM239 211V212H240ZM260 211V210H259ZM262 211V210H261ZM264 211V210H263ZM34 212V211H33ZM79 212H81V211H79ZM88 213H89V210L87 211ZM91 212V211H90ZM104 212V211H103ZM140 212V213H141ZM166 212H168L167 210H166ZM247 212V211H246ZM249 212V211H248ZM137 213V212H136ZM136 213H134L135 215H137ZM149 213V212H148ZM151 213H149L150 215H151ZM155 214L156 215V217H157V224L158 225H160V223L162 224V223H167L166 221H167V218H166V221H164L163 219H162V217L164 216V215H160V216H158V214ZM169 213V212H168ZM168 213H167V216H168ZM244 213V212H243ZM32 214V213H31ZM90 214V213H89ZM146 214V213H145ZM148 214V215H149ZM160 214H162L161 212H160ZM164 214H165V212H164ZM247 214V213H246ZM85 215V214H84ZM83 215V216H84ZM141 215H143V217L145 216L144 214H141ZM147 215V216H148ZM249 214H247V216H248ZM82 216V215H81ZM97 216V215H96ZM139 216V215H138ZM146 216V217H147ZM242 216V215H241ZM53 217V216H52ZM137 217V216H136ZM151 217H153V215H151ZM155 217V216H154ZM153 217V218H154ZM164 217H166V216H164ZM239 217H240V214H239ZM243 217H244V214H243ZM36 218V217H35ZM90 218V217H89ZM139 218V217H138ZM141 218V217H140ZM140 218H139V220H140ZM248 218V217H247ZM145 220H146V218H144ZM143 219V220H144ZM148 219H150V217H148L147 218V221H148ZM161 219H162V221H164V222H161ZM244 219V218H243ZM246 219V218H245ZM141 220H142V218H141ZM156 220H155V224H156ZM170 220V219H169ZM213 220V219H212ZM153 219H152V223H153ZM238 221H240L239 219H238ZM246 221V220H245ZM246 221V222H247ZM149 222H150V220H149ZM149 222H147V223H149ZM243 222H244V220H243ZM247 222V223H248ZM1 223V222H0ZM141 223V222H140ZM139 223V224H140ZM146 223V224H147ZM151 223V222H150ZM149 223V224H150ZM240 223H242V222H240ZM264 223V222H263ZM262 223V224H263ZM145 224V225H146ZM169 224V223H168ZM238 224V223H237ZM243 224V223H242ZM0 225H4V224H0ZM245 225V224H244ZM244 225H242V226H244ZM2 226H1V228H2ZM6 226H5V228H6ZM150 226V230H152V225L150 224L149 225ZM156 226V225H155ZM165 225H163L162 226V228L164 227ZM169 226V225H168ZM168 226H167V228H168ZM240 226V225H239ZM241 226V227H242ZM247 226V225H246ZM246 226H244V227H246ZM138 227V226H137ZM146 227H147V230H146V232H148V225H146ZM153 227H154V225H153ZM157 228L156 229H158V231L160 230L159 228H161V225H160V227L159 226H156ZM159 227V228H158ZM1 228H0V233H1V231L3 230V232L6 230H4L3 228H2V230H1ZM141 228H143V225H142V227ZM141 228H137L136 230H138L139 229V231H141L142 229ZM144 228H145V226H144ZM166 228V227H165ZM7 229V230H8ZM141 229V230H140ZM156 229L154 230V228H153V232H155L156 231ZM240 229V228H239ZM244 229V228H243ZM5 231V232H8V231ZM9 230V231H10ZM165 230V229H164ZM169 230V229H168ZM168 230L166 229V231L168 232ZM241 231H243L242 229H240ZM135 231V230H134ZM143 231H144V229H143ZM161 231H163V229L161 230ZM165 231V232H166ZM245 231V230H244ZM1 233L2 234V236H4L5 234L4 233ZM171 232V231H170ZM249 232V231H248ZM137 233V232H136ZM139 233H142L143 234V232H139ZM145 233V232H144ZM150 233V232H149ZM152 233V232H151ZM151 233H150V235H151ZM159 233V235L161 236L162 234H160V233H162V232H158ZM158 233H157V237H158ZM169 233V232H168ZM168 233H167V235H168ZM262 233V235L261 236H259L260 234ZM11 234V235H12ZM31 234V233H30ZM147 234V233H146ZM146 234H144V236L146 235ZM243 234V233H242ZM6 235H7V233H6ZM12 235V236H13ZM136 235V234H135ZM141 235V234H140ZM155 235H156V233H155ZM164 235V234H163ZM166 235V234H165ZM165 235L164 236H162V238L163 239H165ZM241 235V234H240ZM247 235H250V234H247ZM8 236H9V234H8ZM25 236V235H24ZM137 236H139V235H137ZM136 236V237H137ZM143 235H141V238H139V239H141L142 240V237H144ZM159 236V237H160ZM169 236H170V234H169ZM5 237V236H4ZM7 237V236H6ZM5 237V238H6ZM151 237H153L152 235H151ZM159 237L157 238L158 240H159ZM168 237V236H167ZM242 237V236H241ZM248 237V236H247ZM250 237V236H249ZM5 238H4V241H5ZM9 237H7V239H8ZM138 238V237H137ZM145 238V237H144ZM147 238V237H146ZM149 238V241H150V237H148ZM155 238H156V236H155ZM155 238H153L154 240H155ZM161 238V237H160ZM32 239V238H31ZM152 239V238H151ZM162 239V240H163ZM240 239V238H239ZM245 239V238H244ZM249 239V238H248ZM146 240H148V239H146ZM158 240H156V241H158ZM241 240V239H240ZM247 240V239H246ZM8 241V240H7ZM244 241V240H243ZM9 242V241H8ZM139 242V241H138ZM143 242V241H142ZM146 242V241H145ZM148 242V241H147ZM163 242V241H162ZM165 242V241H164ZM158 243V245L161 243V241L160 242H157ZM239 243H240V241H239ZM247 243H249V242H247ZM60 244V243H59ZM79 244V243H78ZM143 245H144V243H142ZM154 244H156V242L155 243H153V245ZM238 244V243H237ZM138 245H139V243H138ZM157 245V246H158ZM160 245H162V244H160ZM159 245V246H160ZM247 245V244H246ZM39 246V245H38ZM75 246V245H74ZM77 246V245H76ZM141 246V245H140ZM158 246V247H159ZM40 247V246H39ZM142 247V246H141ZM155 247V246H154ZM164 247V246H163ZM240 247V246H239ZM238 247V248H239ZM243 247V246H242ZM248 247H250L249 246V244H248ZM80 248V247H79ZM82 248V247H81ZM143 249L144 248H146L145 246L144 247H142ZM141 248V249H142ZM147 248H148V246H147ZM140 249V248H139ZM140 249V250H141ZM152 249V248H151ZM151 249H149V250H151ZM155 249V248H154ZM64 250V249H63ZM86 250V249H85ZM145 250V249H144ZM148 250V249H147ZM164 250V249H163ZM245 250V249H244ZM248 250V249H247ZM250 250H251V248H250ZM249 250V254H250V251ZM80 251V250H79ZM146 251V250H145ZM86 252V251H85ZM138 252L140 253V251L138 250ZM147 252V251H146ZM260 252V253H259ZM155 253V252H154ZM248 253V252H247ZM253 253V252H252ZM251 253V254H252ZM263 253V254H262ZM84 254V253H83ZM254 254H256V253H253L252 255H254ZM134 255V254H133ZM152 256H153V254H151ZM148 256V255H147ZM161 256V255H160ZM248 256V255H247ZM250 256V255H249ZM139 257H140V255H139ZM165 257V256H164ZM148 259V258H147ZM153 259V258H152ZM169 259V258H168ZM248 259V258H247ZM243 260V259H242ZM138 261V260H137ZM165 261V260H164ZM136 262V261H135ZM152 262H153V260H152ZM157 262V261H156ZM248 262H249V260H248ZM245 263V262H244ZM246 264H248V263H246Z\"/></svg>",
	"mask_w": 264,
	"mask_h": 264
},
{
	"label": "trees",
	"instance_id": "3",
	"mask_svg": "<svg viewBox=\"0 0 264 264\" xmlns=\"http://www.w3.org/2000/svg\"><path fill=\"white\" fill-rule=\"evenodd\" d=\"M64 2L57 3L56 1L52 0L47 5L46 0H5L4 4L6 6L5 10V16L7 18L14 19L20 23L29 22L32 19L40 18L43 22L41 25V29L39 31V38L38 42L46 46L48 49H50L47 44L45 43V33L49 34L50 30H54L61 27H69L73 30V32H76L80 29L87 28V26L97 23L100 24L103 22L102 18L99 19H88V17L84 16L81 13H78L76 11H72L71 15H65L64 11L62 13L57 14L56 18V24H53L51 21V18L53 16V12L57 9H60L61 4ZM126 12L120 13V15H124ZM135 16L137 18H141L136 15L135 12H129V16ZM88 22H90L88 24ZM51 24V25H50ZM66 31L59 32L54 36V38L58 41L60 39V36L65 34ZM106 48L102 47L101 51H104ZM86 74H88V70H86L84 73H75L74 75L78 79L85 78Z\"/></svg>",
	"mask_w": 264,
	"mask_h": 264
},
{
	"label": "flooded vegetation",
	"instance_id": "4",
	"mask_svg": "<svg viewBox=\"0 0 264 264\" xmlns=\"http://www.w3.org/2000/svg\"><path fill=\"white\" fill-rule=\"evenodd\" d=\"M62 11H64L65 15H71L72 14L71 12L73 10H71L65 3L61 4L60 9H57L56 11L53 12V16L51 18L53 24H56L57 14L62 13ZM36 19H40V18H36ZM88 19L91 20V18L89 17ZM89 23L90 22H88V24ZM102 28L105 29V32L101 40V45H100L101 48L102 47L108 48L113 46L123 48V47H128L130 44H139L142 42V41L138 43L132 42L133 41L132 39H134V37L141 36L146 31V24L144 19L124 14V15H118L111 19H106ZM87 29L90 28L88 27V28L80 29L78 31L87 30ZM58 31L59 32L66 31V33L61 35L60 37L78 32V31L73 32V30L69 27H61V26L54 29L53 31L50 30L49 34L45 33V43L47 44V46L53 45V41L56 40L54 36L58 33Z\"/></svg>",
	"mask_w": 264,
	"mask_h": 264
},
{
	"label": "crops",
	"instance_id": "5",
	"mask_svg": "<svg viewBox=\"0 0 264 264\" xmlns=\"http://www.w3.org/2000/svg\"><path fill=\"white\" fill-rule=\"evenodd\" d=\"M50 1H52V0H46L47 5L50 3ZM54 1H56L57 3H61V2L58 1V0H54ZM5 10H6V6H5V4H4V0H0V31L3 29V26H4L7 22H13V21H16V20H14V19L7 18V16H5ZM103 24H104V21H103L102 23H100V24L95 23V24H93V25H89V26H87V28L89 27L90 29H87V30L91 31V30L100 29V27H102ZM55 41H56V40H54L53 43H54ZM94 50H95V49H94ZM76 80H77L78 83H80V82H86L87 85H89V71H88V74H86L85 78H83V79L80 80V79H78V78L76 77Z\"/></svg>",
	"mask_w": 264,
	"mask_h": 264
},
{
	"label": "water",
	"instance_id": "6",
	"mask_svg": "<svg viewBox=\"0 0 264 264\" xmlns=\"http://www.w3.org/2000/svg\"><path fill=\"white\" fill-rule=\"evenodd\" d=\"M126 15H129V13L128 12H126ZM146 35V31L141 35V36H139V37H134V39H132L133 41L132 42H141L142 41V39H143V37Z\"/></svg>",
	"mask_w": 264,
	"mask_h": 264
}]
</instances>
